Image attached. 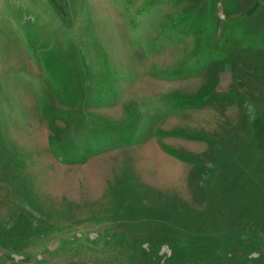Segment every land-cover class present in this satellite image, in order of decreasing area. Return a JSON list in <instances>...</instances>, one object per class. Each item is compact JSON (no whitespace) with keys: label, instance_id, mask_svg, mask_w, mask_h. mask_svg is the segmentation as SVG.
Here are the masks:
<instances>
[{"label":"rangeland","instance_id":"rangeland-1","mask_svg":"<svg viewBox=\"0 0 264 264\" xmlns=\"http://www.w3.org/2000/svg\"><path fill=\"white\" fill-rule=\"evenodd\" d=\"M0 264H264V0H0Z\"/></svg>","mask_w":264,"mask_h":264},{"label":"trees","instance_id":"trees-1","mask_svg":"<svg viewBox=\"0 0 264 264\" xmlns=\"http://www.w3.org/2000/svg\"><path fill=\"white\" fill-rule=\"evenodd\" d=\"M128 239H129V238H128ZM125 240H127V239H125ZM125 240H124V243H129V242H126ZM137 242H138V239H137V241L135 242L136 245H137Z\"/></svg>","mask_w":264,"mask_h":264}]
</instances>
